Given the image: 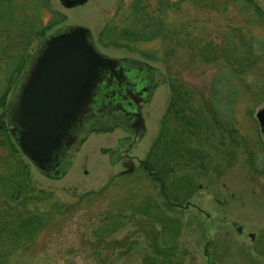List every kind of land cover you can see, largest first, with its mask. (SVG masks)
Masks as SVG:
<instances>
[{
	"label": "rangeland",
	"instance_id": "rangeland-1",
	"mask_svg": "<svg viewBox=\"0 0 264 264\" xmlns=\"http://www.w3.org/2000/svg\"><path fill=\"white\" fill-rule=\"evenodd\" d=\"M133 4L0 0V225L39 223L18 237L0 230V264H264V46L254 39L264 36V0H144L155 38L129 47L100 39L106 26L131 24ZM55 13L62 20L44 36L31 34ZM73 25L103 55L147 66L152 93L143 133L96 128L49 177L11 137L5 110L39 42ZM241 36L258 44L255 56L238 51L244 73L234 78L218 52ZM215 51L221 58L208 60Z\"/></svg>",
	"mask_w": 264,
	"mask_h": 264
},
{
	"label": "water",
	"instance_id": "water-1",
	"mask_svg": "<svg viewBox=\"0 0 264 264\" xmlns=\"http://www.w3.org/2000/svg\"><path fill=\"white\" fill-rule=\"evenodd\" d=\"M86 1L59 0L66 8ZM120 62L103 55L90 30L81 25L59 30L39 42L14 86L5 116L19 149L42 173L49 177L62 175L68 151L91 133L88 130L84 139L74 143L75 122H82L90 114L89 106L97 95L104 69L111 64L119 66ZM132 94L129 97L138 109L141 97ZM102 101L110 104L105 97ZM257 116L264 132V109ZM138 122L142 123L141 117Z\"/></svg>",
	"mask_w": 264,
	"mask_h": 264
},
{
	"label": "flooded vegetation",
	"instance_id": "flooded-vegetation-1",
	"mask_svg": "<svg viewBox=\"0 0 264 264\" xmlns=\"http://www.w3.org/2000/svg\"><path fill=\"white\" fill-rule=\"evenodd\" d=\"M239 34L242 33L236 32L237 37H239ZM239 39H241V41H238L239 43H237L236 39H234L230 44L231 48H221V52L219 53L224 60H226V57L229 56L233 61V65H231L232 67H230L229 73L234 78L236 77V74L244 73V69L240 66L241 61H243L241 52L238 51L243 49V47H251V44L255 43L247 40H244V42L242 36ZM254 39H260L258 41L264 46V36ZM256 44L258 43H255L254 45ZM255 47L256 46H253L248 49V54L255 56L253 53ZM119 60L121 61L119 66L111 64L104 69L102 73V82L98 84L100 87H98L96 91L97 95L96 97L94 96L93 99L94 103L92 102L89 106V109L91 110L90 114L86 117V119L83 118L82 122L78 123V120L75 122L73 127V133L75 136L74 143H78L79 140L84 139L88 130L92 132L94 129L99 127L106 129V126H110V128H112L111 126L115 123H124L133 131L135 135L142 133L140 127L145 129L141 108L142 104L150 98L152 93V71L149 70L147 66L137 65L135 62L132 63L121 59ZM224 68L225 69L222 68L221 73L228 70L227 66H224ZM212 92L215 93L213 89ZM129 93H133L132 95H140L141 100H139L137 104L138 109H135V102L129 97ZM236 93H239L238 87L236 89ZM103 97H105L112 106L110 104H107V106L102 101ZM95 100L96 102L98 101L96 105ZM100 109H104V111L100 114H96L95 112H98ZM259 109H264V106ZM139 117L142 118V123L138 122ZM74 146H76V144ZM73 148L75 147H72L68 151V155L63 159L66 163ZM61 163L63 162L61 161ZM144 163L147 165L145 160L139 161V164L142 165L144 169H147L148 173L152 174V176L161 183V177L156 172H152L151 170L149 171L148 165V168L144 167ZM134 169L135 168L133 166H129L127 172H132ZM191 187H194V185H191ZM237 231L239 234L241 233V226L237 227ZM250 236H252V234Z\"/></svg>",
	"mask_w": 264,
	"mask_h": 264
},
{
	"label": "trees",
	"instance_id": "trees-1",
	"mask_svg": "<svg viewBox=\"0 0 264 264\" xmlns=\"http://www.w3.org/2000/svg\"><path fill=\"white\" fill-rule=\"evenodd\" d=\"M143 1L144 0H134V4H133L132 8H130L131 11L129 13L131 14V19H130L131 24H130L129 20L128 19L127 20L129 22V24L132 25V28L130 27V25H127V26L121 27V28H119V26H115V25L109 26V27L106 26V27H104V29L99 34L100 39L105 40L109 44H112L115 46L116 45L117 46L125 45V46L129 47V44H131V43H136L139 41H145V40H150L152 38H155L159 34L160 31L158 28H156L157 26L155 27V26H153L152 23H150V16L145 12V10H142L143 9V7H142ZM40 4H43V2H39L38 8H39ZM226 7H227V5L225 4V8ZM55 14L58 15L59 18L53 19L52 21H50L49 26H47V27L44 26V28H43V26H40L37 28L35 25H33V27L29 26L30 29H32V31H34V33H31V34L44 36L45 34L43 31L49 29L53 23L62 20V16L59 13H55ZM123 16H126V15L124 14ZM38 17H41V12H39ZM140 23H141V27H139V28L137 27V29H135L134 26H136V24H140ZM28 25H30V24H28ZM24 26H26V25H24ZM24 26H22L19 29L17 28V31L21 32L22 29H24ZM23 33H24V31H23ZM216 51H219V50H216ZM216 51L214 52V55L218 56V54H216ZM206 52L208 53V51H206ZM220 52L221 51H219L218 53H220ZM217 56H213V58H210L207 54L206 58L210 61L218 60L221 58L220 55L218 57ZM214 58H217V59H214ZM226 58H227L226 59L227 65H230V66L233 65V61L231 60V58L229 56H227ZM23 66H24L23 64L19 65V69L23 68ZM169 109L172 111V113L175 116H181L182 110L180 109V107H178V106L174 107V105H172L169 107ZM5 143L7 144V146H9V144H10L9 140H8V142L5 141ZM183 186H185V187L188 186L187 188L190 187V185H188L186 182ZM25 220L26 221L24 223L19 224L20 223L19 222L18 224L13 225V227L7 223L6 224L3 223L0 225V230H2V231L8 230L12 234L13 237H15V235H17V237H18V236H20L19 234L31 231L34 229V227L37 226V224H39L38 220L35 217L34 218L29 217L28 218V216H27V219H25ZM0 223H2V222H0ZM22 231H24V232H22Z\"/></svg>",
	"mask_w": 264,
	"mask_h": 264
}]
</instances>
